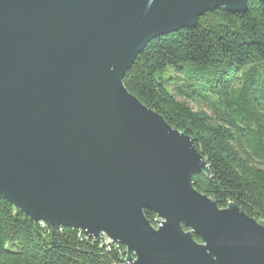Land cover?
I'll list each match as a JSON object with an SVG mask.
<instances>
[{
    "label": "water",
    "instance_id": "water-1",
    "mask_svg": "<svg viewBox=\"0 0 264 264\" xmlns=\"http://www.w3.org/2000/svg\"><path fill=\"white\" fill-rule=\"evenodd\" d=\"M248 1L0 0V196L125 264H264V226L196 191L193 141L122 84L153 39Z\"/></svg>",
    "mask_w": 264,
    "mask_h": 264
},
{
    "label": "trees",
    "instance_id": "trees-1",
    "mask_svg": "<svg viewBox=\"0 0 264 264\" xmlns=\"http://www.w3.org/2000/svg\"><path fill=\"white\" fill-rule=\"evenodd\" d=\"M150 41L122 84L142 105L189 137L207 172L193 188L219 209L234 205L264 226V2L214 9ZM192 103L176 99L173 84ZM154 226L153 213L144 211ZM193 239L201 243L200 239ZM125 248L82 231L33 222L0 196V264H125Z\"/></svg>",
    "mask_w": 264,
    "mask_h": 264
},
{
    "label": "rangeland",
    "instance_id": "rangeland-1",
    "mask_svg": "<svg viewBox=\"0 0 264 264\" xmlns=\"http://www.w3.org/2000/svg\"><path fill=\"white\" fill-rule=\"evenodd\" d=\"M183 82H184V81L181 80L178 84H173L172 87H171V89H172V91H173V94L176 96V99H177V100H180V101H186V102L188 103V105H189L193 110H200V109H203V110H205V111L208 112V110L206 109L205 105H204L201 101L196 102V103H192V102L188 101V100L186 99V97H184V96L182 95V93H179V92H178L177 88H178L179 86H181ZM153 222H154V221H153ZM154 228H155V227H154ZM155 229H156V228H155Z\"/></svg>",
    "mask_w": 264,
    "mask_h": 264
},
{
    "label": "built area",
    "instance_id": "built-area-1",
    "mask_svg": "<svg viewBox=\"0 0 264 264\" xmlns=\"http://www.w3.org/2000/svg\"><path fill=\"white\" fill-rule=\"evenodd\" d=\"M156 220H157V221H162V220L159 219V218H156ZM154 223H155V220H154ZM154 227L157 228V224H156V223L154 224ZM105 239H106L108 242H111V241H110L109 239H107L106 237L104 238V240H105Z\"/></svg>",
    "mask_w": 264,
    "mask_h": 264
},
{
    "label": "bare ground",
    "instance_id": "bare-ground-1",
    "mask_svg": "<svg viewBox=\"0 0 264 264\" xmlns=\"http://www.w3.org/2000/svg\"><path fill=\"white\" fill-rule=\"evenodd\" d=\"M155 220H156V218H155Z\"/></svg>",
    "mask_w": 264,
    "mask_h": 264
}]
</instances>
